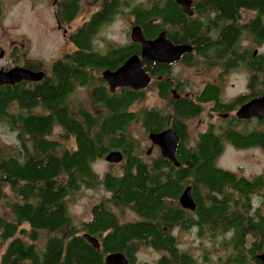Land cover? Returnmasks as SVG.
<instances>
[{"label": "trees", "instance_id": "trees-1", "mask_svg": "<svg viewBox=\"0 0 264 264\" xmlns=\"http://www.w3.org/2000/svg\"><path fill=\"white\" fill-rule=\"evenodd\" d=\"M68 3L64 17L67 21L73 19L78 11L76 4ZM119 4L124 9L131 6V0L125 3L119 0ZM167 5L166 16H180L173 0H169ZM243 7L264 9V0H234L229 11L233 13ZM114 9V5H107L105 19L99 14L90 24L80 26L71 39L79 53L71 66L56 67L55 78L28 89L22 85L0 86V124L15 132L18 139V146L11 148L16 151L0 149V204L9 208L11 214L7 218L0 214V264H36L34 246H27L23 237L35 241L37 235L45 230L57 234L70 233L67 229L75 226L69 204L73 195L84 189L103 188L111 195L110 199L94 206L97 213L94 227H115L123 241L134 237L140 240L153 237V246L158 250L163 249L170 243L163 234L164 223L181 221L185 223V229L190 226L187 219L182 220L180 212L167 208L166 198L177 197L191 187L193 197L198 199L196 214L200 239L208 238V233L206 235L204 231L212 228L217 234L215 239L221 237L225 241L227 230L233 227L236 229L234 243H243L244 229L247 227L244 213L255 207L251 194L258 185H264V180L248 183L239 174L217 167V161L223 154L224 143L231 142L236 147L248 143L264 146V134H252L245 138L234 129L221 135L207 133L198 137L191 147L185 140V128L180 122L196 113L198 107L184 101L176 109L179 115L175 114L173 118L182 142L185 140V146L180 144L178 151L181 165L175 168L161 156L147 162L148 157L140 152L137 138L130 131L138 124L145 132H158L170 126L171 120L164 119L159 113L150 112L147 107L131 106L142 94L123 90L119 96L109 98L104 96V91L96 90L95 99L104 102L105 108L110 111L109 115L102 113L101 116L88 109L72 107L67 101L66 96L73 91L76 82L85 84L87 68H107L117 58L123 60L134 51L132 47H126L111 55L107 61L94 54L88 55V61L85 60L84 51L91 50L92 36L104 22L109 21V15L116 12ZM132 14L145 35L148 36L151 31L158 32L157 26L147 25L149 18L159 15L157 8L146 11L137 5ZM242 28L256 39L254 45L245 44L249 49L243 55L247 57L250 83L254 85L260 77L257 72L264 70V53L253 57V50L264 45V25L255 21ZM239 33L240 28L235 27L227 44L228 48L232 46L234 67L242 59L238 48L243 43H235ZM206 94L213 96L211 99L217 98L215 89L208 88L204 96ZM232 105L239 103L233 102ZM38 108L46 114L35 113ZM57 130L62 131L60 140L53 138ZM69 140H73L74 147L64 145ZM113 150L122 151L124 155V162L119 165L121 174H115L114 166H109L111 170L99 177L94 164ZM203 196L207 199L202 200L200 197ZM111 206L136 212L143 221L119 228L110 214L113 211ZM250 225L256 227L251 222ZM63 245L59 239L51 242L47 258L58 264H68L72 260L79 261L88 249L83 240L72 239L62 262ZM182 259L185 260V257Z\"/></svg>", "mask_w": 264, "mask_h": 264}, {"label": "flooded vegetation", "instance_id": "flooded-vegetation-1", "mask_svg": "<svg viewBox=\"0 0 264 264\" xmlns=\"http://www.w3.org/2000/svg\"><path fill=\"white\" fill-rule=\"evenodd\" d=\"M69 1L72 4H76L78 11L73 19L67 21V18H64L65 6L69 4ZM122 1L125 3L127 0ZM233 1L191 0L192 15H189L178 4L177 0H173L180 16H177V18H169L166 16L169 0H131V6H126L124 9L120 8L121 4H119V0H54V16L58 30L63 32L67 44L73 46L74 50L62 51L52 61L46 63L41 59H32L28 54L23 53L17 65H14V67L0 65V69H4L7 72L15 67H19L35 73L44 74L43 79L39 82L23 80L15 85H7L13 87L22 85L25 89L42 85L47 79L51 80L55 78L56 67L58 65L71 66L74 63L73 59L79 53L71 39L80 27L73 29V25L80 18L82 19L80 26L88 25L99 14L105 19L107 5L109 7L114 5L115 9L113 11L116 12L113 15H109V21L104 22L98 32L92 36L91 50L84 51V57L87 58L85 60L88 61L89 58L87 56L94 54L99 59H105L107 61L111 55L126 47H132L134 51L129 53L123 60L117 58L118 60H114L107 68H87L85 84L79 81L76 82L73 91L66 96L67 101L72 107L88 109L93 114L101 116L102 113H108L109 115L110 111L105 108L106 104L104 102L95 99L94 93L96 90L104 91V96L109 98L119 96L123 90L142 94L143 96L134 102L131 105L132 107H147L150 112H157L164 119H170L171 122L170 126L163 127L158 132H145L143 130L148 138V143L145 147L140 144L141 149L139 148V150L148 157L147 162H151L152 159L161 156L175 168H179L180 166H176L163 156L161 148L150 140L151 134H160L171 130L179 136L180 140L176 150V159L179 163L180 155L178 151L180 144H184L185 140L193 147L196 139L207 133L221 135L229 132L230 129H234L235 132H240L245 138L250 137L252 134H264V119L260 120L257 117L240 119L237 116L238 111L243 105L264 97V70L257 72L260 75L258 82L257 84L251 85V75L247 72V57L245 58L243 56L249 49L245 44L247 46L249 44L254 45L256 39L246 29L242 28L255 21H259L260 25L263 26L264 9L263 7H255L254 9L243 7L238 10L236 9L232 13L229 11V8L232 7ZM137 5H141L146 11H152L157 8L159 15H153L149 18L147 25L157 26L159 28L158 32L151 31L148 36L144 34V29L136 23V16L132 14V11H134ZM122 15L129 20L131 29L126 41L121 43L106 37L103 39L100 38L102 31L114 24ZM134 27H140L144 38L149 42H156L162 38L170 44L173 50L175 48L185 47L187 51L181 54L178 59L167 62L145 59L142 56V44L132 39L131 32ZM235 27L240 28V33L235 43H243V46L238 48V54L241 55L243 60L240 59L236 67L232 64V46L227 47L232 30ZM165 49L166 51H170V48L166 47ZM259 49L255 48L253 50L254 58L260 55L261 52ZM131 58H137L139 60L142 70L148 77L147 86L142 89L117 87L115 91H111V86L105 78V74L108 72L116 73ZM234 73L238 76H241V74L245 75V89L227 98L225 96L226 91L229 88L236 90L237 87L235 84L228 85V81ZM208 88L217 91V98L211 99L213 96H209L208 94L204 96ZM184 101L193 103L198 107V111L187 116L186 119L180 122L186 132V139L182 142L181 136L174 127L175 123L173 122V118L177 114L176 109ZM144 102H149V105L144 104ZM233 102L239 103V105L233 106ZM37 110L39 114H46L41 108ZM228 149L242 153L261 152L264 154V146L259 143H248L242 147H236L231 142H226L223 145V153ZM119 152L122 153V151ZM106 157L103 160L109 166L116 167L121 164H110L106 161ZM122 162H124V155ZM237 174L241 176L239 172ZM242 177L248 183L264 180V165L260 174L250 176L242 175ZM184 191L177 197L166 198L165 202L168 209H176L180 212L183 216L182 220L187 219L190 226L188 229H185V223L181 221L164 223L163 234L168 239V243H170L160 250L153 246V237H149L146 240H140L134 237L123 241L115 227L108 226L99 228L98 226V228H95L94 224H96L97 213L94 211V206L100 204L101 201L93 205L91 214L87 218L73 216L72 221L75 227L71 230L67 229L70 233L59 232L57 234V232L45 230L37 235L35 241H32L27 236H24L22 240L27 246H34V250L36 251V259L34 261L36 264H58L56 261L53 262L51 261L52 259L47 258L48 246L51 242L58 239L64 243V254H62L61 260L63 262L72 239L75 238L83 240L85 246L90 250L88 251L85 248L86 253L83 258H80L79 261L72 260L68 264H264V208L261 206L264 203L263 184L258 185V188L254 189L251 194L254 201H260L258 209L255 210V207H253L244 213V223L247 227L244 229L245 238L243 243H234L236 229L231 227L225 234L227 237L225 241L219 245L213 243L211 250L205 249V244L202 245V243L199 246L200 249H197L196 245L190 246L182 243L185 233L195 232L196 237L199 239L201 234L200 224L198 223L199 218L196 214L198 199L193 197L196 204L195 210L185 209L180 203ZM108 198L110 199L111 195ZM200 198L202 200L207 199L205 196ZM111 208L113 211L110 214L114 217L119 228L126 225H135L143 221V218L136 212H126L117 206H111ZM250 222L255 224L256 227H251ZM204 233L206 235L208 233V239L211 241H214L215 235H217L212 228L206 229ZM114 243L119 244V246H116ZM219 249L226 254L218 257ZM142 251L155 254V257L142 259L140 258ZM116 255H121L123 259L117 257L114 260L110 259ZM182 257H185V260ZM28 262L32 263L33 261ZM63 263L65 264V262Z\"/></svg>", "mask_w": 264, "mask_h": 264}, {"label": "rangeland", "instance_id": "rangeland-1", "mask_svg": "<svg viewBox=\"0 0 264 264\" xmlns=\"http://www.w3.org/2000/svg\"><path fill=\"white\" fill-rule=\"evenodd\" d=\"M54 0H0V51L6 52L5 58L1 62V66L14 67L19 63V59L23 53L28 54L32 59H41L45 63L52 61L62 51H72L74 47L67 44L66 37L63 32L58 30V25L55 20L53 5ZM82 19L80 18L74 25L73 29L80 27ZM129 20L124 16H120L114 24L105 28L100 38H108L115 42L124 43L127 36L130 34ZM259 51L264 53V45L260 47ZM245 75L238 76L236 73L232 75L228 81V85L235 84L236 90L229 88L226 91V97L229 98L236 92L245 89ZM151 103V101H150ZM149 105V102H144ZM37 109L35 113H37ZM137 138V144L140 147H145L148 143V138L144 134L140 125L133 126L130 130ZM61 130H57L53 138L61 139ZM65 146L74 147L73 140L64 143ZM18 146L17 134L12 132L4 124H0V149L11 152L16 151ZM235 152L228 149L223 153V156L218 159L217 166L219 168L235 172H239L241 176L258 175L263 170L264 154L261 152ZM94 169L99 177H103L111 168L103 160L99 159L94 164ZM115 174H121V167L113 168ZM110 194L103 188L97 190H83L73 195V200L69 204L71 214L77 218H87L91 213V208L94 204L107 199ZM255 208L258 209L260 201H254ZM264 208V203L261 204ZM3 203L0 204V214L6 218L11 214ZM129 212L128 209H125ZM224 241L223 238L217 237L214 241L210 239H199L194 233H185L183 235L182 243L184 245H196L200 249V244H205L204 248L211 250L213 243L219 245ZM202 249V248H201ZM226 253L218 250V257ZM155 254L142 251L140 258L151 259ZM216 258V256H214Z\"/></svg>", "mask_w": 264, "mask_h": 264}, {"label": "water", "instance_id": "water-1", "mask_svg": "<svg viewBox=\"0 0 264 264\" xmlns=\"http://www.w3.org/2000/svg\"><path fill=\"white\" fill-rule=\"evenodd\" d=\"M177 2L183 7L187 14L192 15L191 0H177ZM131 35L135 42L142 44V56L145 59L167 62L178 59L181 54L187 51L185 47L175 48L173 50L170 44L162 38L156 42L147 41L144 38L140 27H134L132 29ZM166 47L170 48V51H166ZM5 55L6 52L1 50L0 62L5 58ZM43 76V73H35L19 67H15L7 72L4 69H0V85H15L23 80L39 82L43 79ZM105 78L111 86V91H115L117 87H132L134 89H142L148 84V77L142 70L140 62L137 58L129 59L126 64L116 73H106ZM237 116L240 119H250L252 117H257L260 120H263L264 97L243 105L238 111ZM150 140H152L161 148L163 156L173 162L176 166H180V163L176 159V150L180 140L177 134L171 130H168L160 134H151ZM106 161L110 164H120L123 161V154L119 151H112L107 155ZM180 203L185 209L195 210L196 204L193 199L191 187H187L185 189L181 196ZM87 238L89 237L87 236ZM89 239L91 240V238ZM116 257L123 259L121 255L113 256L110 259L114 260Z\"/></svg>", "mask_w": 264, "mask_h": 264}]
</instances>
